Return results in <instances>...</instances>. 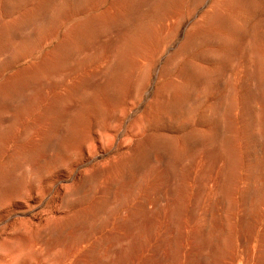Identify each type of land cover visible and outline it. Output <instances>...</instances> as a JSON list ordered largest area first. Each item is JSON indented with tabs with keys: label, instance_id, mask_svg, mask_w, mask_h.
I'll return each instance as SVG.
<instances>
[{
	"label": "rangeland",
	"instance_id": "obj_1",
	"mask_svg": "<svg viewBox=\"0 0 264 264\" xmlns=\"http://www.w3.org/2000/svg\"><path fill=\"white\" fill-rule=\"evenodd\" d=\"M262 117L264 0H0V264H264Z\"/></svg>",
	"mask_w": 264,
	"mask_h": 264
},
{
	"label": "bare ground",
	"instance_id": "obj_2",
	"mask_svg": "<svg viewBox=\"0 0 264 264\" xmlns=\"http://www.w3.org/2000/svg\"><path fill=\"white\" fill-rule=\"evenodd\" d=\"M51 16H52V15H51ZM203 89H204V88H203ZM68 108H69V107H68ZM10 113H11V112H10ZM263 118H264V117H262L261 119H263ZM99 127H101V126H99ZM147 140H148V139H147ZM84 144H85V143H84ZM205 147H206V146H205ZM52 149H53V148H52ZM54 149H55V148H54ZM52 151H53V150H52ZM51 155H52V154H51ZM51 155H50V156H51ZM50 156H49V157H50ZM223 156H224V155H223ZM226 162H227V161H226ZM223 165H224V164H223ZM27 168H28V167H27ZM172 168H173V167H172ZM172 168H171V169H172ZM172 170H173V169H172ZM173 173H174V172H173ZM16 176H17V175H16ZM17 178H18V177H17ZM212 180H213V179H212ZM211 182H212V181H211ZM202 183H203V182H202ZM221 183H222V182H221ZM204 184H205V183H204ZM214 184H215V183H214ZM218 193L220 194V192H218ZM150 199H151V198H150ZM214 200H215V198H214ZM214 200H213V201H214ZM235 201H236V200H235ZM113 206H115V205H113ZM152 211H153V210H152ZM152 213H153V212H152ZM211 214H212V213H211ZM145 215H146V214H145ZM141 220H142V219H141ZM245 228H246V227H245ZM234 229H235V228H234ZM247 231H248V230H247ZM249 233H250V232H249ZM41 246H42V245H41ZM240 249H241V248H240ZM164 252H165V251H164ZM210 253H211V252H210ZM236 253H237V252H236ZM252 255H253V254H252ZM253 256L255 257V255H253ZM216 260H217V259H216ZM223 260H224V259H223Z\"/></svg>",
	"mask_w": 264,
	"mask_h": 264
}]
</instances>
